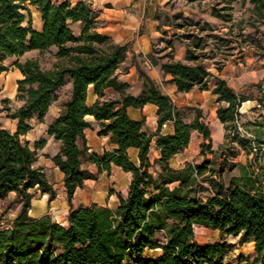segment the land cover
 <instances>
[{
  "label": "trees",
  "instance_id": "trees-1",
  "mask_svg": "<svg viewBox=\"0 0 264 264\" xmlns=\"http://www.w3.org/2000/svg\"><path fill=\"white\" fill-rule=\"evenodd\" d=\"M225 1L230 4L237 0ZM249 3L253 5V16L264 24V0ZM28 4L39 8L43 21L40 30L31 26ZM231 9V5L212 7L211 15L231 21L232 14L222 11ZM169 20L184 30L178 34L186 44L185 58L175 59L172 39H165V46L157 52L166 48L170 52L154 63L171 74L179 92L207 89L213 78L212 92L223 103L217 108V116L224 124L227 141L254 153L255 158L264 154V140L257 143L256 135L248 138L233 131L238 108L246 99L237 95L225 79L215 76L204 62L215 56L214 50L221 44L228 46L231 41L214 34L208 21L181 13ZM74 21L82 22L77 36L70 28ZM97 28L98 20L86 0H0V73L8 69V57H16L12 64L22 73L16 88L21 104L12 109L3 99L4 108H0V113L5 111L8 118L16 120L14 131L0 126V199L14 193L20 204L14 219L0 228V264H231L226 257L234 244L224 238L198 243L195 225L217 229L221 235L238 236L240 245L253 242V252L239 253L236 264H264V182L260 173L252 170L226 181V163L216 162L211 131L200 120L201 110L195 109L193 120L186 122L170 96L141 70V91L137 95L128 92V84L117 78L128 45L115 42ZM241 32L240 29L238 35L243 42L259 46L254 37L257 33ZM211 38L216 44L208 54L206 46ZM52 46L57 48L58 58L53 68L43 69L36 59L19 60L27 51H43ZM164 57L167 59L162 61ZM216 67L220 70L222 65L217 63ZM66 77L71 79V93L60 114L47 127V134L60 141V149L51 159L63 173L69 204L76 189L94 177L82 166L84 160L94 163L99 171L109 170L111 164L119 166L131 173V179L127 195L118 196L114 209L97 204L71 207L67 224L63 225L49 214L37 218L29 215L36 191L48 194L49 201L56 191L42 167L36 165L37 150L46 140L40 138L31 147L20 135L31 128L33 117L43 120ZM107 87L113 89L114 95H107ZM90 91L96 94L92 103L88 102ZM146 103L157 106L158 130L165 122L173 123L171 133L156 138L159 156L155 162L159 170L155 174L149 160L153 135L145 133L143 121L131 118L126 110L128 106L141 107ZM88 115L98 121L100 134H110L116 144L113 151L102 155L88 151L84 136V130L91 125ZM194 130L207 140L204 149L214 157L204 156L199 163L172 167L171 158L188 146ZM129 147L138 150L137 161L128 156Z\"/></svg>",
  "mask_w": 264,
  "mask_h": 264
},
{
  "label": "crops",
  "instance_id": "crops-1",
  "mask_svg": "<svg viewBox=\"0 0 264 264\" xmlns=\"http://www.w3.org/2000/svg\"><path fill=\"white\" fill-rule=\"evenodd\" d=\"M68 1L71 3H76L79 0ZM174 1L176 0H86V2L90 4L92 11L95 13L96 19L98 20V31L109 35L115 42L127 43L128 45L127 57L123 62L124 65H128V68L125 71L120 69L117 74L119 81H123L128 84L127 91L134 95H137L141 91L142 79L139 74V70H141L149 79L155 82L161 92L170 96L173 104L181 112L183 119L186 122H191L195 115V109H200L202 112L200 120L203 121L211 131V146L213 148L215 145L222 143L223 140L228 142L225 138L226 130L224 124L217 116V108L223 103L218 102L216 100V95L212 92L215 80L213 78L209 80L207 89L200 90L198 88H194L189 92H179L177 91L176 85L171 81V74L164 73L159 64L154 63V61L158 60V58L155 56H161L166 52V50L170 49L166 48L159 53L154 51L158 46H160L159 49L165 46V39H172L174 46L173 56L175 59L184 60L185 58V41L176 39V36L174 35L178 34V30L172 29V26L162 23L161 21L163 18L171 19L176 13H182L184 16H195L196 18L199 17L195 11L193 12L192 10L190 12L183 10L179 5L171 9L168 5ZM28 7L31 11L32 28L35 30H40L42 28L43 21L38 6L28 4ZM211 18V12L208 9L206 11V21L209 22ZM70 28L72 29L74 35L77 36L81 31L82 22H71ZM15 59L16 57H14L13 61ZM166 59L167 57H164L162 58V61H165ZM11 68H14L12 71V76L16 81L14 88H17V80L22 78V73L18 68L13 66V64ZM207 68L215 76L225 79L227 85L237 95L243 96L246 99L241 105L243 121L249 120L247 126H249V128L258 136L261 135L264 129V105H262V103L264 104V99L261 101L262 98L258 99V96L255 95V93H251L250 89L246 87L248 80L251 79V76L247 71L248 64L244 65L237 60H226L220 70L214 68L212 64L211 66H207ZM9 69L10 68L8 67V69L2 71L0 76L5 74ZM9 77H11V75H7V78ZM3 82L4 81L0 79V86L5 85ZM71 88V79L66 77V83L59 88L58 97L49 106L48 111L43 117V120L39 121L37 117H33L30 120L31 128L25 134L20 135L21 139L27 142L31 147H33L34 142L40 138H44L46 140L45 145L37 150L36 165L42 167L46 178L55 188L56 196L50 200V203L55 201L57 198H60L64 199L67 204L63 209L49 207V209L35 211V205L31 201L29 215L37 218L42 215L49 214L54 221L63 225L67 224V216L71 207L77 208L79 206L91 205H76L74 203V198L77 195L78 190L81 189L80 187L85 185L87 181L93 180L95 177L94 176L93 178L86 179L83 184L76 189L71 200V206L66 197V189L63 184V173L51 159V157L59 151L60 141L55 140L53 136L47 134V127L60 114L62 104L69 97ZM64 89L66 91L65 95L60 93L61 90ZM105 92L107 95L114 94V91L111 87H107ZM258 92L261 93L260 90H258ZM95 99L96 94L93 91H90L88 94V102L92 103ZM186 108H190L192 111L191 119L188 120H186L182 112ZM126 110L131 118L143 121L142 130L145 133L153 135L149 153V160L153 163V161H156L159 156V150L155 145L156 138L160 134L171 133L173 131V123L171 121L165 122L158 130L157 106L153 103H146L141 107L128 106ZM86 118L91 124L84 130L88 151L97 155H102L105 152L113 151L116 148V144L110 138V134L99 133V123L92 115H88ZM5 120L10 121L8 122ZM0 126H3L10 131H14L16 127V120L8 118L6 113L4 115V119H2L0 113ZM200 135L201 134L198 131H192L188 146L173 155L170 160L171 166L174 165L175 168L183 167L186 162L193 158L192 152L193 150L195 151V148L201 150L200 146L202 145L203 136L201 135L200 137ZM194 138L197 140V145L193 141ZM204 141L207 142V140ZM127 154L131 160L137 161L138 150L135 147H129L127 149ZM179 156H182L181 162L174 164L173 160ZM93 166H95L96 170L97 166L94 163ZM124 172L129 174V179L125 194L121 195L123 197L127 195L128 186L131 179V173L126 171ZM36 192L40 193L39 191ZM106 195L108 196L107 202L97 203V205L107 206L111 209H114L118 204L119 198L117 197V201L114 202L113 193L109 194V192H106ZM46 196L48 200V194H42L43 198H46Z\"/></svg>",
  "mask_w": 264,
  "mask_h": 264
},
{
  "label": "rangeland",
  "instance_id": "rangeland-1",
  "mask_svg": "<svg viewBox=\"0 0 264 264\" xmlns=\"http://www.w3.org/2000/svg\"><path fill=\"white\" fill-rule=\"evenodd\" d=\"M178 3V4H177ZM179 5L183 10L186 11H195L198 14V18L195 16H187L195 20L206 21V11L209 9L212 11V7L221 8L225 5H231V10H222L223 12L227 11L232 14V20L226 21L220 18H216L212 16L209 23L212 25L214 31L213 33L223 37L225 39H229L231 41L230 45L221 44L219 49H215V56L208 57L205 59V64L207 66L213 65L214 68L216 64L224 65L226 60H237L244 65L248 64V74H250L251 79L248 80L246 87H248L251 93H255L258 99L262 98L263 101L264 96L261 92V86L264 85V57H262L261 53H264V24L262 20L255 18L252 13L253 5L249 3V0H237L233 1L230 4L225 0H201L200 2H187L185 0H176L170 3L168 6L172 9ZM182 14V13H181ZM253 19H255L254 24H252ZM177 22H181V19H177ZM166 25L172 26V29H177L178 33L184 31L183 29H178L172 25V21L168 18H163L161 21ZM190 28V27H189ZM168 29V28H167ZM170 29V28H169ZM192 29V28H191ZM241 29V33H257L254 37L256 41L259 43V46H249L245 42H243V37L239 36V32ZM257 30V32H256ZM176 39L183 40L180 38L179 34H175ZM218 43V42H217ZM214 44L216 42L214 39H209L206 52L208 54L212 53L214 48ZM158 46L154 51L159 50ZM57 48L55 46L49 47L43 51H39L37 49L27 51L23 56L20 57L21 61L25 59H36L40 66L43 69H50L58 62V58L56 56ZM174 51V46H173ZM170 50H166L165 53H169ZM159 53V52H157ZM225 58L222 59V57ZM159 57V56H155ZM14 57L6 59L5 63L10 68L5 74L0 76V79L3 80L5 85L0 86V108H4L3 99H6L5 104L10 106L12 109L16 108L21 104L16 97V87L15 80L12 76V71L14 68H11ZM128 68V65L122 64L121 69L125 71ZM7 75L11 77L7 78ZM60 93L66 94L65 89L61 90ZM259 93V94H258ZM112 96V94H108ZM114 95V94H113ZM261 95V96H259ZM262 105H264L262 103ZM183 114L186 120L191 119L192 111L190 108H186L183 111ZM5 111L1 112V117L4 119ZM264 118V116H263ZM10 121V120H5ZM249 120L244 121L243 129L252 133L253 136H257V143H261L264 140V135H257L254 131H252L249 126H247ZM264 133V129H263ZM255 136V137H256ZM201 137V135H200ZM259 137V138H258ZM197 145V140L194 138L193 140ZM207 142L202 138V145L200 146L201 150L195 148L193 150V158H191L188 162L191 163H199L204 156L207 159H211L214 157L213 154L204 149V146ZM214 150L216 152V162L221 164L223 162L226 163L225 170V180L228 181L231 177H237L244 172L248 173L254 170L255 172L260 173L262 177V181L264 182V154L260 155L258 158H255L254 153H248L245 148H242L239 144L228 143L225 140L218 145H215ZM182 156H179L174 161V164L177 162H181ZM82 166L88 170H91L94 174V181L89 180L85 185H82L75 196L74 203L78 204H97L107 202L108 196L106 192L109 194L113 193L114 202L117 201V197L119 195H124L126 186L129 179V174H126L121 168L116 167L114 164H111L109 170L99 171L95 170V166L89 160H84ZM174 167V165L172 166ZM175 168V167H174ZM159 170V165L153 161V166L151 171L155 174ZM32 202L34 203V210L41 211L43 209H49V207H54L56 209H63L66 206V202L64 199L57 198L55 201L50 203L49 200L42 197V194L35 192ZM69 205V204H68ZM72 206V204H71ZM20 209V204L17 203L14 194L11 193L5 200L0 199V228L7 227L9 223L14 219L16 214ZM195 240L198 243H207V242H215L224 238L227 242L233 243L234 247L228 252L226 260L231 261V264H236V257L239 253H243L244 255L251 254L253 252V243L246 242L243 244L238 243V236L233 235H221L220 231L217 229H211L200 225L194 226ZM160 235V234H159Z\"/></svg>",
  "mask_w": 264,
  "mask_h": 264
},
{
  "label": "built area",
  "instance_id": "built-area-1",
  "mask_svg": "<svg viewBox=\"0 0 264 264\" xmlns=\"http://www.w3.org/2000/svg\"><path fill=\"white\" fill-rule=\"evenodd\" d=\"M261 93L262 95L264 96V85L261 86ZM243 103V102H242ZM242 105V104H241ZM241 105L240 107L238 108V112H239V115L236 117V119L234 120V125H235V128L233 131L239 133L241 136H245V137H248V138H251L253 137L252 133H250L249 131H246L243 129V124H244V121H243V118H242V108H241ZM255 149V148H253Z\"/></svg>",
  "mask_w": 264,
  "mask_h": 264
},
{
  "label": "bare ground",
  "instance_id": "bare-ground-1",
  "mask_svg": "<svg viewBox=\"0 0 264 264\" xmlns=\"http://www.w3.org/2000/svg\"><path fill=\"white\" fill-rule=\"evenodd\" d=\"M251 244L253 243V242H250Z\"/></svg>",
  "mask_w": 264,
  "mask_h": 264
}]
</instances>
